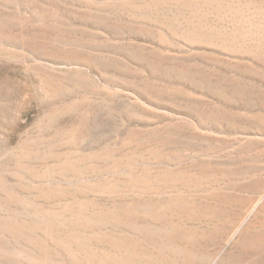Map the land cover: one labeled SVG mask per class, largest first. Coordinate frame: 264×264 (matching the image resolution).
<instances>
[{"label":"rangeland","instance_id":"1","mask_svg":"<svg viewBox=\"0 0 264 264\" xmlns=\"http://www.w3.org/2000/svg\"><path fill=\"white\" fill-rule=\"evenodd\" d=\"M0 264H264V0H0Z\"/></svg>","mask_w":264,"mask_h":264}]
</instances>
